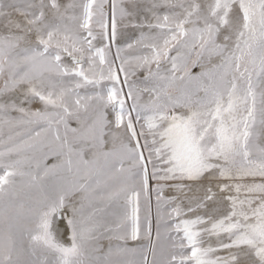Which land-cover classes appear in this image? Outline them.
I'll list each match as a JSON object with an SVG mask.
<instances>
[{"label":"snow or ice","instance_id":"1","mask_svg":"<svg viewBox=\"0 0 264 264\" xmlns=\"http://www.w3.org/2000/svg\"><path fill=\"white\" fill-rule=\"evenodd\" d=\"M0 264H264V0H0Z\"/></svg>","mask_w":264,"mask_h":264}]
</instances>
